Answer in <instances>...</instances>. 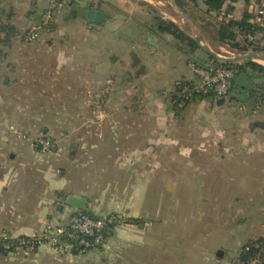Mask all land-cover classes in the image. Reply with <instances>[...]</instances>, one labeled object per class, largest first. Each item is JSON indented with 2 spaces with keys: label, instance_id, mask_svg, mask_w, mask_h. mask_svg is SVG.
I'll list each match as a JSON object with an SVG mask.
<instances>
[{
  "label": "crops",
  "instance_id": "crops-1",
  "mask_svg": "<svg viewBox=\"0 0 264 264\" xmlns=\"http://www.w3.org/2000/svg\"><path fill=\"white\" fill-rule=\"evenodd\" d=\"M97 1L79 0L75 7L105 11L107 20L98 25L71 17L75 24L67 27L74 33L70 39L46 28L50 0H0V235L28 238L68 224L79 211L67 205L73 196L87 201L85 211L97 217L119 215L124 222L113 229L104 247L67 253V258L105 254V261L121 264H210V247L204 254L188 243L204 247L209 220L181 219L177 212L187 208V202L179 201L178 194L208 193L210 179L216 178L218 184H233L230 192L239 195L233 208L250 213L245 222L234 221L238 233L231 240L242 244L224 254L217 251L218 259L224 255L221 264H230L247 241L264 238V200L257 198L264 194V105L257 107L241 83V95L222 103L196 100L178 112L171 96L177 83L195 79L190 62L199 57L202 64L197 65H212L196 41L201 38L213 51L200 32L208 26L193 20L175 0H156L151 13L130 4L118 8L117 0H103L110 11L87 6ZM263 7L264 0H228L218 13H206L203 2L201 10L216 17L217 24L248 13L258 25L255 14ZM157 18L175 23L199 48L192 51L161 32ZM35 29L38 39L27 41L24 35ZM219 45L229 47L231 56L239 54L227 44ZM104 85L108 98L102 119L93 111L95 120L83 121L85 99ZM69 112L76 118L67 123L64 115ZM50 115H59V122L72 129H89V139L82 134L65 139L56 153L42 154L35 138L39 129H53ZM68 146L71 149L62 152ZM210 161L223 169L214 171L208 164L196 168ZM179 178L186 179L180 187L175 183ZM188 179H201L203 186L188 185ZM241 195H249L248 207ZM55 196L60 200L52 201ZM205 203L201 200L199 208L205 209ZM223 204L222 209L227 208ZM165 211H173L172 216L166 217ZM218 225L219 240L226 241L230 235L225 237L226 230ZM44 249L46 254L57 252L44 244L0 253V264L29 251L37 256Z\"/></svg>",
  "mask_w": 264,
  "mask_h": 264
},
{
  "label": "rangeland",
  "instance_id": "rangeland-1",
  "mask_svg": "<svg viewBox=\"0 0 264 264\" xmlns=\"http://www.w3.org/2000/svg\"><path fill=\"white\" fill-rule=\"evenodd\" d=\"M153 3V4H152ZM155 3H157L156 0H117V2H115V5H118V8H122L125 7V5H129L130 7L135 9V10H142V11H149L151 13L152 10V6L151 5H155ZM77 5V4H76ZM71 6V7H60L58 9H54V8H50V19L49 22L47 23L46 28L50 31L56 32L57 30H60L61 33H63V37H70V39L73 36V31L69 28H67L68 26H72L75 23L71 22L72 18H71V12H73L75 7ZM87 6L94 8L95 6L98 7H102L103 10H112L111 7H107L105 5V2L103 1H97V2H88ZM202 7V1L201 0H194V4H189L188 5V11L189 13H192L194 18L193 20H198L199 23H201L202 21L206 24V26L208 27H204L202 30H200L201 34L208 40L207 42H209V44L214 48L213 52L216 54H222L225 56H231L229 55V53H227V46H225L224 49H220V45L219 43L213 38V32L214 29L217 25L216 22V17L214 16H206L204 11L201 10ZM115 8V7H114ZM77 17H74V19H76ZM209 23V24H208ZM204 24V25H205ZM208 24V25H207ZM204 45H207L206 43ZM220 52V53H219ZM249 53H256L259 55H264V53H257V52H252L249 51L247 53L244 54H249ZM244 54H235L234 56H238V55H244ZM231 56V57H234ZM200 60L201 58L196 57L194 58V62L196 61V63L202 64L201 62H197V60ZM207 60V59H206ZM204 63H210V62H205V60H201ZM261 65H264V62L262 61H255ZM193 81V80H192ZM108 84H111V81H108ZM107 87L106 85L99 87L97 92H93L91 95H89V98L85 99L86 101V110L84 114H81V119L85 122H90V121H94L95 120V115L93 113L97 112L96 114H98L99 120H101L102 118L101 116V112L105 109V104L107 102V98L105 99V101H103V103H99L98 100L96 99L97 95L107 93ZM108 96V94H107ZM70 111V110H69ZM39 116V115H38ZM66 118L67 123L74 121V118H76V116L73 113H68L66 115H64ZM59 115H50L51 118V124L50 127H53V129H50V133H42V131L39 129L38 131V137L35 138V145L38 147V145H41V153L43 154H49L52 155L54 153L57 152L56 147H58L59 143L63 140H68V141H73L74 138L79 137L81 134L83 135V137L88 138L89 136V129H85V130H75L72 129L71 126H69V124H66L65 122L60 123L59 122ZM56 121H58L59 123H56ZM53 124V126H51ZM74 125V124H73ZM72 125V126H73ZM48 137H51L52 140L48 141ZM72 145V144H71ZM67 149H71L70 146H68V148L63 149L62 152H65ZM68 150V151H69ZM70 153V152H68ZM204 165V168L206 167V165H209V168L211 170L217 171V170H221L223 169L222 166L219 165L218 162H214V161H210L209 163H199L196 168H201V165ZM119 180L124 182H127L128 179H123L120 178ZM186 179H175V183L178 187L183 186V182ZM192 180V181H190ZM165 179H163L162 184H166V182L164 183ZM187 184L188 185H192V186H196V187H200L203 186V184H201V179H188L187 180ZM192 182V183H191ZM169 183V182H168ZM233 184L228 183L226 181L222 182V184H218V180L215 179H210V183H209V192L208 193H197V194H178V199L179 201H181L180 199H185L187 202V208H182L179 209V217L183 218H188V220H191L192 223H197L200 218L201 219H207L209 220L210 226L208 228V230L210 229L209 232V237L207 236H203V245L204 247L200 246L202 243L201 242H188L189 244L192 243L191 245H193V247L197 250V249H202V251L204 252V254L206 253L205 249L210 247V251H209V256H210V264H221L222 263V259L224 257V255L222 256V258L218 259L217 257V251L218 250H222L223 254L224 252H227L229 250H232L234 248H237L238 245L242 244L241 241H232L231 238L237 236V233H235V230H237L236 228H238L236 225H234V221H243L245 222L246 220H248L249 217V210H245V209H239L238 207L233 208V206L231 205V203H234L233 200L235 197H239V195H234L232 192H230L233 187ZM201 189V188H200ZM218 190H222L223 193L219 192ZM245 196V197H242ZM251 196H255V195H251ZM242 197V204H244L245 206L248 207V203L249 202V195H241ZM259 200L262 199L264 200V194L263 195H258ZM57 201L60 200L57 196L53 197L52 201ZM165 200H167V198H165ZM203 200L205 203L204 206H206L205 209H201L199 208L198 203ZM223 201L227 203V208H223L224 206ZM198 206V207H197ZM246 208V207H245ZM173 211L170 213L169 211H165V216L166 217H171L172 216ZM118 217H120L119 215H117ZM122 218V217H120ZM123 219V218H122ZM218 222L223 225L222 228H224V230H226V236L230 235L229 238H227V240H219V234H218ZM225 224V225H224ZM120 225H122V222L120 223ZM119 225V226H120ZM118 226V227H119ZM245 227V225H243L242 227L240 226L239 228H243ZM202 228V227H199ZM220 227V229H222ZM196 229V228H195ZM207 229V228H202ZM200 230V229H199ZM205 231V230H204ZM200 232V231H198ZM42 235V234H40ZM19 238V237H17ZM244 246V245H243ZM33 250V249H32ZM121 250V248H120ZM136 249H134L135 251ZM31 253H28V256H24V254H18L17 256L14 257L13 260H10L8 258H5L4 261H7L8 264H112L111 260L114 261V264H121V260L116 261L114 259H109L107 261H105V254L102 255H97V257H93V258H89V257H78V258H67V253H52V254H46L45 249L43 250V252L39 253L37 256H35L34 253H32V251H29ZM230 252V251H229Z\"/></svg>",
  "mask_w": 264,
  "mask_h": 264
},
{
  "label": "built area",
  "instance_id": "built-area-1",
  "mask_svg": "<svg viewBox=\"0 0 264 264\" xmlns=\"http://www.w3.org/2000/svg\"><path fill=\"white\" fill-rule=\"evenodd\" d=\"M71 0H50L51 7L58 9L66 7ZM258 17V26L264 28V7L259 9L256 14ZM39 34L37 29L27 34V41H35ZM242 38L253 44V47L264 50V31L259 29L254 32H248L242 35ZM193 69L195 79L190 86L183 89L184 98L186 101H191L195 94L207 95L212 92L217 98L224 99L229 97L233 89V80L235 72L232 69L215 67L208 65L201 67L195 63H190ZM109 83V82H108ZM107 97V93L97 95L96 99L99 103H103ZM185 103L182 102L180 109H184ZM119 218L114 215L93 218L81 211H76L70 218L68 224L60 225L55 228L51 227L42 235H36L28 238H13L6 235H0V253H11L24 249H35L44 244L57 252L79 254L94 250L95 245L103 243V232L110 230L114 226L117 228ZM83 237V238H82ZM93 238V242L86 238ZM248 250V248L246 249ZM230 264H263V259L257 255L248 260H244L238 254Z\"/></svg>",
  "mask_w": 264,
  "mask_h": 264
},
{
  "label": "trees",
  "instance_id": "trees-1",
  "mask_svg": "<svg viewBox=\"0 0 264 264\" xmlns=\"http://www.w3.org/2000/svg\"><path fill=\"white\" fill-rule=\"evenodd\" d=\"M78 1L79 0H71L70 3L66 7L74 6L78 4ZM99 1L101 2L103 0H99ZM227 1L228 0H202L203 4L207 7L206 13L220 12ZM231 1L235 2L236 0H231ZM175 3L177 4L179 8H181L185 12L188 11L187 8L189 4H194L192 0H175ZM75 9H73L74 11L71 12L72 18L77 17V14H76L77 10ZM251 19H252V16L250 14L244 13L243 17L240 20L231 19L227 22H220L216 25L214 29V32L212 34L213 38L221 44L229 45L232 49H235L239 54H244L249 51L260 53L264 50L253 47L252 43H249L242 38V35L248 32L252 33L259 29L264 31V28H260L257 24L252 23ZM156 22H157L156 24L157 29H159L163 33L171 34L176 39H178L182 44L189 46L192 51L199 48L197 42L194 39L188 37L175 23L171 21H165L161 18H157ZM27 34H25L24 36L27 37ZM238 36L241 37L242 40L239 41ZM208 57L212 63V66L223 67V68L234 70L235 78L233 80V88L241 83L246 84L247 89L250 92V97L251 99L255 101V104L257 105V107L264 105V65H261L254 61H244L241 63L230 64V63L220 62L216 60L215 58H213L212 56H208ZM190 63H195L197 65V63L194 61ZM191 83L192 82L177 83L176 90L171 96L172 104L178 112L179 110H181L180 105L182 102L185 103L184 108H186L189 104L193 103L196 100H203V99L215 100L216 99L219 101V103H222L224 102V100L228 98L227 97L224 99H219L212 92H210L207 95L195 94V96L192 98L191 101H186L184 98L183 89L187 86H190ZM81 212L89 215L90 217L99 218L93 215L89 211H81ZM114 216H117V215H114ZM121 222L123 223L124 221L122 218H119V223ZM113 229H114V226L111 227L110 230L108 229L102 233L104 241L103 243L99 245H95L94 249H100L101 247H104L108 238L111 236ZM23 238H27V237H23ZM86 239L93 242V238L91 237L89 238L87 237ZM37 248L38 247H36L35 249ZM247 248L248 250H246ZM72 254L78 255L79 252L74 251ZM239 255L244 260H248L252 257L259 255L263 259V264H264V238H258V239L247 241L244 244V246L241 248Z\"/></svg>",
  "mask_w": 264,
  "mask_h": 264
},
{
  "label": "water",
  "instance_id": "water-1",
  "mask_svg": "<svg viewBox=\"0 0 264 264\" xmlns=\"http://www.w3.org/2000/svg\"><path fill=\"white\" fill-rule=\"evenodd\" d=\"M76 14L78 18L84 19L90 23H94L98 25L103 24L108 18V14L105 11H102L99 9L85 8V7L78 8ZM196 41L199 43L201 47H203L209 53L210 56H212L216 60L223 62V63L234 64V63H241L244 61L264 62V56H261L256 53H249V54L239 55L235 57H221V56H218L216 53H214L208 47L204 46L201 43V38L197 37ZM240 88L245 89V87L235 86L233 88L231 95L233 97H236L237 95H241ZM67 205L79 211H85L87 209V201L85 199L78 198V197H73V196L68 197Z\"/></svg>",
  "mask_w": 264,
  "mask_h": 264
}]
</instances>
